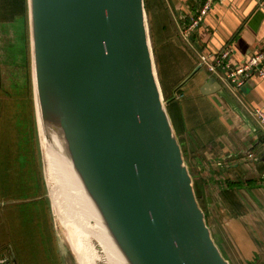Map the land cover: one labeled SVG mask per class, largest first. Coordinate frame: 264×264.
<instances>
[{
  "label": "water",
  "instance_id": "water-1",
  "mask_svg": "<svg viewBox=\"0 0 264 264\" xmlns=\"http://www.w3.org/2000/svg\"><path fill=\"white\" fill-rule=\"evenodd\" d=\"M27 5L50 206L46 149L53 137L125 264H231L207 225L164 102L145 1ZM220 89L210 78L201 92Z\"/></svg>",
  "mask_w": 264,
  "mask_h": 264
},
{
  "label": "crops",
  "instance_id": "crops-1",
  "mask_svg": "<svg viewBox=\"0 0 264 264\" xmlns=\"http://www.w3.org/2000/svg\"><path fill=\"white\" fill-rule=\"evenodd\" d=\"M144 1L160 85L170 98L171 121L189 165L203 172L201 192L213 218L210 229L217 233L214 241L232 264H264V127L254 115L255 109L264 110V79L255 73L242 91H235L199 63L200 54L212 56L231 47L230 62L241 65L262 50L264 0H216L189 40L183 39L182 30L203 0ZM20 3L3 0L2 8L18 7L20 12ZM199 71L202 75L197 77ZM210 78L221 89L205 96L201 89ZM32 151L18 156L37 166ZM43 192L39 201L47 210L49 201ZM23 199L31 203L32 198ZM17 201L0 208L4 212ZM49 232L50 241L43 240L40 249L64 264L70 256L60 253ZM9 249V258L0 254V264H17Z\"/></svg>",
  "mask_w": 264,
  "mask_h": 264
},
{
  "label": "rangeland",
  "instance_id": "rangeland-1",
  "mask_svg": "<svg viewBox=\"0 0 264 264\" xmlns=\"http://www.w3.org/2000/svg\"><path fill=\"white\" fill-rule=\"evenodd\" d=\"M2 5L3 0H0V204L18 201L10 204L14 206L4 212L0 208V254L9 258L10 247L17 256V264H62L58 258L53 260L40 249L43 240L50 241L49 230H52V242H57L63 254L60 243L68 238V232L61 224L55 207L48 203L45 210L39 201L43 191L44 197L47 195V189L35 118L28 5L26 10L24 6L23 12L20 11L21 15L18 7L5 9ZM201 75V71L196 74L197 77ZM189 83L191 81L186 85ZM28 149L34 151L32 154L37 157V166L35 162L26 163L22 156H18ZM185 156L193 181H201L204 187L203 176H200L203 172L192 168ZM39 176L43 178L44 190ZM29 196L31 203L23 202V198ZM200 203L211 228L213 218L209 217L204 198ZM210 230L214 239L217 233L213 228ZM71 256L65 258L66 263L64 259V264H78L75 255Z\"/></svg>",
  "mask_w": 264,
  "mask_h": 264
},
{
  "label": "bare ground",
  "instance_id": "bare-ground-1",
  "mask_svg": "<svg viewBox=\"0 0 264 264\" xmlns=\"http://www.w3.org/2000/svg\"><path fill=\"white\" fill-rule=\"evenodd\" d=\"M59 145L53 137L47 142L46 164L56 214L63 227L71 232L67 231V240L60 243L64 256L74 254L79 264H94V261L95 264H125L105 234Z\"/></svg>",
  "mask_w": 264,
  "mask_h": 264
},
{
  "label": "built area",
  "instance_id": "built-area-1",
  "mask_svg": "<svg viewBox=\"0 0 264 264\" xmlns=\"http://www.w3.org/2000/svg\"><path fill=\"white\" fill-rule=\"evenodd\" d=\"M215 1L216 0H203L197 13L191 17L189 24L182 30L184 40H189L191 34L201 26ZM233 52L234 50L231 47H226L212 56L200 54V66L206 69L209 74L225 82L235 91H242L255 73L260 78L264 79V48L252 54L241 65H234L230 62V57ZM254 115L260 125L264 127V110L257 108L254 110ZM249 157H252V155Z\"/></svg>",
  "mask_w": 264,
  "mask_h": 264
},
{
  "label": "trees",
  "instance_id": "trees-1",
  "mask_svg": "<svg viewBox=\"0 0 264 264\" xmlns=\"http://www.w3.org/2000/svg\"><path fill=\"white\" fill-rule=\"evenodd\" d=\"M23 1H24V3H23ZM24 6H25V10L27 9V3H26V0H22V5H20V11L21 12H23V8H24ZM21 12H19V14L21 15ZM161 85H162V83H161ZM162 89H163V93H164V98H165V101H166V103H168V105H166L167 106V109H168V112H169V114H170V116H171V118H172V120H173V117H172V114H171V106L169 105V97H168V95L166 94V92H165V89H164V87H163V85H162ZM173 122H174V120H173ZM201 181H194V189H195V193H196V196H197V199H198V201H199V203L201 202V199L203 198V194H202V192H201V188H202V185H201V183H200ZM201 204V203H200ZM205 212V211H204ZM206 218H207V216H206Z\"/></svg>",
  "mask_w": 264,
  "mask_h": 264
}]
</instances>
